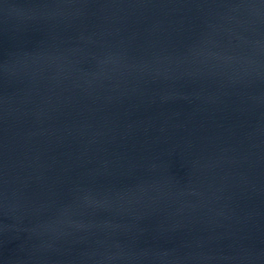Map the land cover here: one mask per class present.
I'll return each mask as SVG.
<instances>
[{
    "label": "water",
    "instance_id": "95a60500",
    "mask_svg": "<svg viewBox=\"0 0 264 264\" xmlns=\"http://www.w3.org/2000/svg\"><path fill=\"white\" fill-rule=\"evenodd\" d=\"M0 264H264V0H0Z\"/></svg>",
    "mask_w": 264,
    "mask_h": 264
}]
</instances>
